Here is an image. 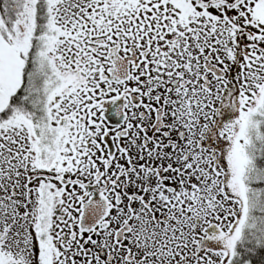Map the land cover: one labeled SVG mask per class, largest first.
<instances>
[{
    "label": "snow or ice",
    "instance_id": "snow-or-ice-1",
    "mask_svg": "<svg viewBox=\"0 0 264 264\" xmlns=\"http://www.w3.org/2000/svg\"><path fill=\"white\" fill-rule=\"evenodd\" d=\"M0 264H264V0H0Z\"/></svg>",
    "mask_w": 264,
    "mask_h": 264
}]
</instances>
